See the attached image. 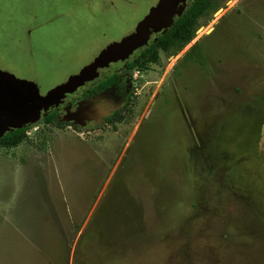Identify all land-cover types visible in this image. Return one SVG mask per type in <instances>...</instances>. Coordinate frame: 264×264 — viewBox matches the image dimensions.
Listing matches in <instances>:
<instances>
[{
	"label": "rangeland",
	"instance_id": "1",
	"mask_svg": "<svg viewBox=\"0 0 264 264\" xmlns=\"http://www.w3.org/2000/svg\"><path fill=\"white\" fill-rule=\"evenodd\" d=\"M195 1L0 0V264H264V0L129 69Z\"/></svg>",
	"mask_w": 264,
	"mask_h": 264
},
{
	"label": "trees",
	"instance_id": "2",
	"mask_svg": "<svg viewBox=\"0 0 264 264\" xmlns=\"http://www.w3.org/2000/svg\"><path fill=\"white\" fill-rule=\"evenodd\" d=\"M215 11L213 0H197L188 8V10L176 20L174 25L166 31L157 42L144 50L134 63L129 65V69L143 67L144 63L152 57H159V53L163 52L169 57L179 55L188 44L195 38L201 27V20L208 17L210 13ZM153 61H149L151 63ZM119 76L105 80L97 86V91L105 92L118 84ZM48 121L52 117L47 118ZM26 139V130L20 129L7 134L0 140V147L15 148L21 145Z\"/></svg>",
	"mask_w": 264,
	"mask_h": 264
},
{
	"label": "water",
	"instance_id": "3",
	"mask_svg": "<svg viewBox=\"0 0 264 264\" xmlns=\"http://www.w3.org/2000/svg\"><path fill=\"white\" fill-rule=\"evenodd\" d=\"M181 1L182 0H160V3H157L151 9V14L139 25V27L135 31L129 33L122 41L114 43L104 51L103 55L99 58L96 65L93 68H89L91 69L89 72H93L94 68L104 66L105 63H108L114 58H117L119 55H121V53L129 51L131 48H133L138 41H141L159 25V23L165 18L169 10H171L176 4L180 3ZM4 73V79H7V81L12 82L21 79L18 75L14 74V72L7 70ZM22 81L25 83H29L30 86H27L23 82H21L20 84L28 91L31 90L32 94L35 93V90H38L37 88H35L38 87L35 86L36 84L33 85L35 86V90L33 89V81L31 82L30 80L28 81L26 79H22Z\"/></svg>",
	"mask_w": 264,
	"mask_h": 264
},
{
	"label": "flooded vegetation",
	"instance_id": "4",
	"mask_svg": "<svg viewBox=\"0 0 264 264\" xmlns=\"http://www.w3.org/2000/svg\"><path fill=\"white\" fill-rule=\"evenodd\" d=\"M124 38H125V37H124ZM124 38H123V39H124ZM123 39H122V40H123ZM122 40H121V41H122ZM115 43H117V42H115ZM113 44H114V43H112L111 45H113ZM111 45L107 46V48L110 47ZM107 48H106V49H107ZM106 49H105V50H106ZM91 68H93V67H91ZM88 69H89V68H88ZM79 77H81V76H77L76 78H79ZM119 82H120V78H119ZM119 82H118V83H119ZM116 85H118V84H116ZM116 85H115V86H116ZM115 86H113V87H115ZM113 87H112V88H113ZM112 88H111V89H112ZM111 89H109V90H111ZM109 90H107V91H105V92H108ZM105 92H99V91H96L97 95H98V94H101V93H105Z\"/></svg>",
	"mask_w": 264,
	"mask_h": 264
}]
</instances>
